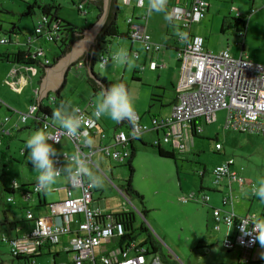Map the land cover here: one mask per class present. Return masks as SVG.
Wrapping results in <instances>:
<instances>
[{"label": "rangeland", "instance_id": "374dc122", "mask_svg": "<svg viewBox=\"0 0 264 264\" xmlns=\"http://www.w3.org/2000/svg\"><path fill=\"white\" fill-rule=\"evenodd\" d=\"M34 1L0 0V24L3 25L0 30V37L25 41L28 37L35 36V28L41 20L42 13L39 8H36L32 15L27 13L28 5ZM38 1H56L60 3L62 5L61 18L79 27L85 28L96 21L97 9L92 3L89 5L86 3L85 6L88 10L86 15L81 13L73 3L79 0ZM136 1L118 0L121 9L118 15V24L121 30L127 28L125 22L127 17L144 14L148 10L147 0L144 8H138ZM208 1L210 9L200 22L193 24V33L204 37L205 46L210 51L219 52L228 49L236 57L244 53L250 59L264 64V0ZM238 12L244 15L242 19L246 21L245 37L239 34V28H243L244 25L237 23L240 19V17H237ZM176 24L180 25V22H176ZM167 26L168 21L165 19L164 12H150L148 31L152 41L161 45V50L155 54L160 55L162 53L159 58L156 55L155 60H160V64H167V69L170 71L169 77L164 73L165 70L159 73L149 69L142 71L136 61L135 66L132 68L119 64L114 65L112 61L103 68H99V62L97 61L94 67L95 72H100L102 75H105L107 69H109L110 81L112 80L113 84L123 82L129 85V93L134 100L136 111L139 112L142 123L146 126H151V115L157 117L170 115V106H163L161 100L164 98V90L166 93H171L172 86L169 81L174 80L181 67L176 51L165 46ZM172 28L173 26L170 27V32L179 33L181 31L179 26L175 30ZM13 29H16V31L13 32ZM168 40L169 43L175 46L173 39ZM40 43H42L52 61L60 56L61 48L59 46L63 45L61 42L57 44L41 40ZM38 44L37 41L32 44L33 53L38 48ZM131 44L132 41L129 38H116L115 42L113 41L109 46L110 55L112 56L120 48L128 50ZM139 44L135 42L134 47H138ZM9 45L11 43H0V48ZM9 48L16 49L15 46H9ZM99 55L100 51H97V56ZM40 58L44 60L45 57L41 56ZM13 65L19 67L20 64H10L0 60V98L13 109L25 112L32 102L28 98L32 88H26L23 93L20 91L18 93L12 86L4 83L5 78L9 77L11 81L14 79L11 75ZM35 69H37L38 74L34 78V84L32 83L31 87L33 85L38 87L37 84L42 70L40 65H35ZM134 70H137V72H134ZM167 78H170V80L168 81ZM100 92L94 95L88 82L86 69L77 68L75 64L67 75L59 104H52V108H58L61 102L70 103L74 109L83 108L91 99L96 103ZM55 95L56 92H51V96ZM5 108L6 105H2L0 112ZM148 112H150V115ZM16 115L14 116L16 117ZM217 115V121L212 124H206L204 121L200 122L203 124L204 130L195 136H191L190 148L182 153L175 148L176 159L162 157L158 154L156 148L144 145L139 140L135 141L138 153L133 161L135 168L133 185L144 195L145 205L138 198L127 195L125 189L127 181L131 177L128 165L130 157L123 163L114 160L111 163L110 161L105 162L104 172L107 178L102 176L103 186L94 189V199L100 201L106 210L112 213L134 211L136 217L134 230L137 241H144L148 236V232L152 233L161 243L168 261L176 260L178 264H241L239 250H230L223 246L226 226L222 225V229L217 230L214 227V221L210 219V214H213L211 206L218 207L214 204L218 199L220 203L221 195L217 194L218 192L215 189L222 188L226 190L228 185L224 182L217 185L212 170L219 163L232 161L234 168L239 170L238 173L250 182L255 184L258 179L264 178V136L226 129L227 111L221 110ZM31 122L29 121L27 124L29 128L16 132V136L10 140V149L7 150L5 144L3 147L0 146V264H30L14 258L8 242L3 241L2 237L13 235L9 225L5 224L4 210L10 211L8 218L12 220L17 216L25 215L26 210H20L19 203H28L23 201V194L20 192L16 193L14 202H7L8 193L4 189L13 186L14 181L20 184H30L39 175L38 172L33 170V165L29 162L28 152L24 156V150L27 151L26 140L35 131L40 130L30 127ZM119 123L106 117L102 119L103 128L104 130L107 129L108 135H111L115 129L130 132L126 124L120 126ZM152 133L151 131L144 133L146 141L151 142L148 139H153ZM163 137L164 132L160 131V138ZM217 143L223 145L221 151L216 149ZM53 146L61 154L72 151L70 139L67 137L62 140L61 144H54ZM162 147L168 150L174 149L171 144L164 142H162ZM129 148L131 149V143ZM3 151L11 156L12 161L8 157L1 161ZM205 168L206 174L202 177L201 172ZM202 178L206 189L200 193H205L210 197L209 203L205 204L195 199L183 200V197H189L193 192H199ZM109 180H112V182ZM224 181L227 180L224 179ZM70 186L71 181L65 175L62 174L57 177L51 190L45 191L47 203L64 200L67 197V188ZM244 187L234 185V191H232L234 192L233 195L238 196L237 204L240 212L245 209L250 210L252 214L255 213L261 219L264 225V201L255 197L252 193H248V189L242 191ZM72 192L74 197H78L82 194V189L73 187ZM37 203L38 199L35 195L30 199V207L33 212L37 214L43 211L44 215H48V208H45V206L38 207ZM144 206L147 210L146 215L142 213ZM142 224L147 226L148 232L140 230ZM52 248L54 252L56 249L59 252L62 250L60 256L57 257V263L64 262L68 258L62 244L53 245ZM41 259L40 264H55L53 254L46 253Z\"/></svg>", "mask_w": 264, "mask_h": 264}, {"label": "built area", "instance_id": "2783aa9c", "mask_svg": "<svg viewBox=\"0 0 264 264\" xmlns=\"http://www.w3.org/2000/svg\"><path fill=\"white\" fill-rule=\"evenodd\" d=\"M86 1L79 0L75 3L77 9L84 14L88 13ZM136 6L145 7L146 0H137ZM209 6L208 0H188L183 4L167 6V12L174 17L173 30L179 26L181 30L179 33L186 37L182 40L176 32L172 31L170 34L176 44V53L181 62L182 71L180 83L177 86V102L173 105L169 117L153 118L151 126H146L137 113L135 126L131 124L130 132L119 130L109 139L101 127V119L97 120L92 116L94 106L90 103L88 107L76 108L78 113L86 118L85 130L93 141L90 149H85L73 138L63 135L58 126L46 121L48 132L54 134L59 143L65 137L69 138L74 143L76 151H91L93 153L91 159L94 162L91 170L101 178L102 176L107 178V176L94 160L93 156L96 153H100L111 161L123 163L131 154L129 142L138 139L144 132L157 129L164 132V141H177L179 151L184 152L190 148L193 133L203 132V124L200 122L214 123L217 121V113L221 110L227 111L226 129L264 136V64L250 59L244 53L236 57L228 49L213 52L205 46L204 37L194 34L192 26L205 17ZM149 13L147 10L137 19L133 17L128 19L129 36L133 40L142 42L146 50H158L160 46L151 41L146 29ZM237 17L244 18L241 12L237 13ZM176 22H180V25ZM246 30L245 23L243 28H239L240 36L245 37ZM64 35L57 21L49 23V18L42 16L41 22L35 28V36L28 37L27 42L28 45H32L38 40V36L53 42L64 39ZM0 41L7 43L9 39L1 38ZM34 53L42 55L44 50L41 47L36 48ZM135 56L138 57V54L135 53ZM108 59L109 57L102 53L100 65L105 66ZM20 66L26 70L35 71L33 66ZM78 66H83V62H80ZM155 67L156 64L153 63L152 68ZM17 72L18 69H15L12 74ZM12 85H16V82ZM4 104L18 115L21 123L34 118L38 110V105L33 104L25 112L17 111L0 98V106ZM9 120L10 116H5L0 121V135L3 134L1 132L7 131L3 124ZM106 139L109 140L106 142ZM216 147L220 150L222 145L217 143ZM56 159L57 167L65 165L66 158L63 154ZM212 173L217 185L223 182L228 184L226 191L222 194V206L213 207L214 227L221 230L222 225H225L227 230L223 246L230 250H241L239 256L241 264L251 263L252 251L259 247V240L256 239L257 233L254 229L259 231L263 225L255 214L241 216L236 213L232 192V183L242 184L246 179L234 168L232 161L215 166ZM109 181L112 182V180ZM19 186L16 181L13 182L14 188ZM73 187H80L82 194L74 197ZM95 188L87 180L79 183L71 182L64 200L49 203L48 215L35 216L31 210L26 211L27 221L33 220L34 226H29L28 230L20 236L5 237L10 243L13 254H37L41 252L40 246L46 250L45 246L49 243H61L65 236L72 235L65 244V249L71 253L72 260L55 262V264H167L160 253H152L146 245H143V241L124 240L125 235L129 233L125 222L117 219L114 213L106 210L100 201L94 199ZM39 192L41 190H37L34 185L31 189L23 191V200L30 202L35 195L38 197ZM7 198L12 200L13 196L9 195ZM209 198L205 193L193 192L189 197H183V200L195 199L206 204L209 203ZM244 224L246 229L243 227ZM32 264L40 263L34 260Z\"/></svg>", "mask_w": 264, "mask_h": 264}, {"label": "clouds", "instance_id": "9594fccd", "mask_svg": "<svg viewBox=\"0 0 264 264\" xmlns=\"http://www.w3.org/2000/svg\"><path fill=\"white\" fill-rule=\"evenodd\" d=\"M166 6H167V0H147V9L149 12H157V13L164 12L165 19L169 23H172L174 21V17L167 12ZM129 18H127L126 21H128ZM170 27L172 26H168L167 28V36L169 37V39H172L170 35L171 34ZM146 29H147V33L150 35L148 31V21L146 23ZM126 33H127V38L131 39L132 41L140 42L138 40H133L129 36V25ZM177 34L180 36L182 40L186 39V37L183 36L182 34L180 33ZM111 39L112 37H110L106 43H102L101 48L100 49L97 48L96 52L94 53L97 57L96 62L97 61L99 62V68L105 67L111 60V56L109 54L110 43H108ZM2 42L3 41H0V43ZM140 43L142 44V42ZM154 44L156 45V43ZM142 46H143V50H145L146 52L155 50V49L146 50L143 44ZM159 46L161 48V45ZM97 51H100L99 56H97ZM132 52L133 55H131L127 49L120 48L117 52H115L112 55L113 64L114 65L119 64L122 66H127L129 68L134 67L135 59L137 60L140 59V51L139 49H137ZM102 53L106 54L109 57L108 62L103 67L100 65V56ZM135 53L138 54V57L135 56ZM82 60L83 59H80L78 63H74V65L76 64L77 68L83 67L84 61ZM80 62H83V66L81 67L78 66ZM153 63L156 64L155 68H157L158 65L156 62H152L150 64V68H152ZM137 113L138 112L136 111L134 100L130 95L127 86L124 83H117V84H112L108 88H102L101 92L99 93V97L95 103L92 116L97 120L104 117L110 118L115 122H122L127 120L133 126H135L137 120ZM157 118H165V117H157ZM140 119L142 122L141 116ZM52 120L55 123V125L58 126V129L63 135L73 138L79 144H81L85 149H90L92 147L93 141L88 136L87 131L85 130L86 118L83 115L79 114L78 110L72 108L70 103L65 104L64 102H61L60 106L53 110ZM47 127L48 125L45 124L42 129L35 131L25 142L26 149L28 151L29 162H31V164L33 165V170L39 173V175L37 176V183H36L37 190H44V191L51 190L52 186L56 183L57 177H59L61 174L65 175L73 183H79L87 180L94 187L97 188L102 187L103 186L102 178L96 175L91 170V166L94 163L91 159L93 155L91 151H86V152L76 151L71 155L63 152L62 154L66 158V163L63 167H57L56 158L61 153H58L57 149L53 145L54 143H59V140L56 138L54 134L49 133L47 131ZM158 139H160V137ZM134 140L136 141L137 139ZM250 191L252 195L259 198L261 201H264V178L258 179L257 182L251 187ZM243 227L245 228V224L243 225ZM254 231L257 233L256 239H258L261 246L264 247V227H261L259 231H257L255 228Z\"/></svg>", "mask_w": 264, "mask_h": 264}, {"label": "trees", "instance_id": "16d2710c", "mask_svg": "<svg viewBox=\"0 0 264 264\" xmlns=\"http://www.w3.org/2000/svg\"><path fill=\"white\" fill-rule=\"evenodd\" d=\"M99 2H100V14H99L98 17H100L101 12H102V8H103L102 0H100ZM115 6L117 7V9L115 11H113V13L110 15L109 19L107 20L106 24L104 25L103 29L98 34V37H97V46H98L97 48L98 49H100L101 48V44L102 43H106L107 40L110 37H114V36L117 37L118 36V37H123V38L126 37L127 38V33L121 31L120 26H119L118 21H117V18H118L117 16L121 12V9H120V7L118 8V5L115 4L114 7ZM61 7H62V5L60 3H57L56 1L40 2L38 0H35L34 2H32V3H30L28 5V10H27V13L32 15L35 12V9L39 8L41 13H42V15L49 18V23L57 21V23L59 25V29L61 30V32L63 34H67L69 36V39H67V40L61 39V40L53 41V42H55L57 44H59L60 42H61V44H63L62 46L61 45L59 46L61 48V54H60L59 57L54 58V60L52 61L48 57L47 52L45 51L44 47L41 46V48L44 50V54H42V55H38L36 53H33L30 50H28V49L26 50V49H23V48H19L17 51H14V52L7 51L5 53H0V60L1 61H6V62H9V63L12 62V63H15V64H20V65H29V66H33V67H35V65L49 66V65H52L53 63H55L56 60L59 59L61 56L65 55L67 52H69L71 50L72 43H73L74 39L78 38L77 34L80 33L82 28L76 27L71 22L62 19L61 16H60ZM239 20L243 21L242 18H240ZM173 24H174L173 22L172 23L168 22V26H173ZM0 30H1V26H0ZM15 31H16V29H13V32H15ZM38 37H41V36H38ZM9 41H11V40L9 39ZM63 47H65V48L63 49ZM41 56L45 57L44 60H42L40 58ZM91 57L95 58V61L93 62L91 60L90 64H95V62L97 60L96 55L94 54ZM47 60H48V62H46ZM95 74H96L97 80L99 82L96 81L95 79H92L89 76V74L87 73L88 82L90 83L94 94H97L99 91L102 90V88H103L102 84L105 86V88H108V87H110L113 84L106 76L102 75L100 72H96ZM121 83H123V82H121ZM125 85L127 86L128 90L130 91L129 85H127V84H125ZM62 90H63V88L59 89L56 92L55 96H51V95L49 96V105L45 104L44 102H42L40 105H38V110H37L34 118H30L24 123H21V122H19V120H17V122H16L17 125H15V126L11 125L9 123L10 120L8 122H6L5 124H3L5 130H7V131L1 132V133H3V134L0 135L1 138H2V136H5V139L8 138V137H11V135L13 134L14 131L19 132L20 130H18V129H20L21 126H23V125L24 126L27 125L29 121H32L30 123V127H34L36 129H42L43 126L45 125L46 121L51 123L52 125H55V123L52 120V112L54 110L52 108V104H57V105L59 104L58 102H60V97H61ZM34 95H31V101L32 102L30 103V106L33 105V104H38L37 101L34 98L35 97ZM176 102H177V97H176V101L172 104V107H173V105ZM0 108H1V106H0ZM6 109H8L11 113H13V111H11L7 106H6ZM10 112H8L7 115H5V116H11ZM148 114L150 115V112H148ZM4 117H2L0 119V121H2ZM153 118H156V116L155 115H151V124H152V119ZM119 124L120 125L126 124L127 128H129V130L131 128L130 125L128 124V122L125 123L124 121H122ZM25 128H29V126H27ZM48 129H50V128H48ZM157 130H158V133L160 131H162L160 129H157ZM193 134L195 136L198 133L194 132ZM137 140L141 141L144 145H148V146H152L153 148H156L157 151H158V154L160 156H162V157L173 158V159H176V157H177L176 156V152H175V147L173 146V144L170 143V142L164 141L163 138L162 139L161 138L157 139V141L154 139L153 143L144 141L141 137H139ZM162 142L171 144L174 147V149L168 150V149L162 147ZM2 143H3V140H2ZM130 143H131V149H130L131 154H130V159L128 161V165L130 167L131 177L127 181L125 189H126L127 195H129V196H131L133 198H138L139 201L143 205H145V197H144V195L139 190H137L134 187V185H133V174L135 172L133 161H134V158L136 157V155L138 153V147L135 144V140H131L129 142V146H130ZM6 148H7V150L9 149V146L7 144H6ZM218 151H220V150H218ZM25 153H27L26 150H24V154ZM6 154H7L6 151H3V155L4 156H2V157L3 158L8 157L9 160L12 161L11 156H9V155L6 156ZM201 175H202V177L204 176L203 173ZM36 183H37V180L35 179L30 184H21L18 188H14V187L6 188V189H4V191L7 192V193H10V194H12V193L16 194V192H20V193L23 194V191H25L27 189H31L34 185L36 186ZM201 187H203V186H201ZM37 195H38V197H37V199H38V203L37 204L38 205L37 206L38 207L45 206V208L48 207L49 203H47V201L45 199V191L41 190V192H39ZM14 200H15V196H13L12 200H8V198H7V202H13ZM24 201L28 202L26 200H24ZM28 203H26V205ZM30 206L31 205L29 204V206H27L25 208V210L26 211L31 210L33 212V210L31 209ZM221 206H222V202H221ZM221 206H218V207H221ZM8 213H10V211L7 212L6 210H4L5 224L9 225V227L11 228L10 230L14 231L16 229L17 232H16V234L14 232L15 235L13 234V235H10V236H8L6 238H13V237H16V236H20L26 230H28L29 227L27 228L26 225L23 224L24 222L25 223L27 222V219H26V214L27 213L26 212H25V215L22 216V219H19L18 221H15V223H12L13 221L8 218V216H9ZM142 213L144 215H146V213H147V210H146L145 206H144V208L142 210ZM34 215L35 216H39L41 214H40V212H38L37 214L34 213ZM114 215H116L117 219L123 220L125 222L126 227H127L128 231H129V233L125 235L124 240H130V239L137 240L136 239L135 230H134L135 229L134 228V222H135V219H136L134 211H132V212L131 211H121V212L114 213ZM258 219L261 221L260 218H258ZM9 220H11V221H9ZM30 222L34 223L33 220H30ZM262 225H263V223H262ZM33 226H34V224H32L31 227H33ZM263 227H264V225H263ZM140 230L148 232V228L144 224L141 225ZM5 236H7V235H5ZM5 236L2 237V240L6 241V242H8V244H10L8 239H5ZM143 242H144L143 245H146L152 253H157V252L161 253L163 259L168 264H178V262L176 260L168 261V259L166 258L167 255L164 254V252H163V247H162L161 243L152 235V233L148 232V236ZM57 244H60V243H57ZM57 244L49 243L47 246H45L46 250L43 249V246L42 247L40 246L39 248L41 250L40 249L39 250L41 252L37 253V254L22 253V254L15 255V254H13L14 252L12 251L10 245H9V249L11 251L12 256H14V258H16V259H18L19 261H22V262L24 261V263L32 264L34 260H38L39 258L44 256L46 253L47 254H53V258L55 260V257L57 255H59L60 252H57V251L54 252L52 246L53 245H57ZM259 262H261V261H259ZM247 264H250V263H247Z\"/></svg>", "mask_w": 264, "mask_h": 264}, {"label": "crops", "instance_id": "0c3cea01", "mask_svg": "<svg viewBox=\"0 0 264 264\" xmlns=\"http://www.w3.org/2000/svg\"><path fill=\"white\" fill-rule=\"evenodd\" d=\"M188 0H167V6L168 5H170V4H180V3H185V2H187ZM47 2H50V1H47ZM74 4L76 3V2H73ZM86 3H87V5H89V4H94L95 5V7H96V9H97V15H96V20H97V18H98V16H99V14H100V4H97V3H94V2H92L91 0H87L86 1ZM166 6V7H167ZM87 7V6H86ZM117 8V7H116ZM144 8V7H143ZM209 9H210V6H209ZM119 15V14H118ZM43 16V15H42ZM140 15H134V16H132V17H134V18H137V17H139ZM244 16V15H243ZM118 17V16H117ZM129 17H131V16H129ZM129 17H127V18H129ZM127 18H126V20H127ZM41 20H42V17H41ZM41 20H40V22H41ZM125 20V22H126V26H127V28H126V30H121L122 32H127V30H128V24H127V21ZM117 21H118V18H117ZM240 21H242V20H239V21H237V23H242L243 25H245V23L246 22H240ZM39 22V23H40ZM96 22V21H95ZM94 22V23H95ZM93 23V24H94ZM73 24V23H72ZM93 24H90V25H88L87 27H91ZM76 27H79L78 25H76V24H74ZM0 26H1V29L3 28V25L2 24H0ZM120 26V25H119ZM79 28H82V27H79ZM86 28V27H85ZM85 28H82V30L80 31V33H83L84 31H85ZM167 28H168V26H167ZM167 28H166V35H167ZM121 29V28H120ZM2 37H0V39H1ZM69 38V36L68 35H64V39L65 40H67ZM116 38H122V37H116V36H114V37H112V39L108 42V43H110V44H112L113 43V41L115 42V39ZM77 39L78 38H76V39H74V42L75 41H77ZM151 39H152V37H151ZM169 39V37L167 36V39H166V44H165V46H166V48H168V49H173V50H175L176 51V49H175V47H176V44H175V46H173V44L172 43H169L170 41L168 40ZM173 39V38H172ZM10 40L11 41H9V42H7V43H11V45H9V46H12V47H14L15 46V48L16 49H11V48H9V46H7V47H2V48H0V53H5V52H7V51H9V52H14V51H17L19 48H23V49H28V50H30L31 52H32V45H28V42H27V40H25V41H22V40H18V39H13V38H10ZM41 40H45V38L44 37H39L38 38V40H37V43H39L38 45H37V47L38 48H40L41 46H42V43H40V41ZM132 41V40H131ZM73 42V43H74ZM135 42H137V41H132V44H131V46H130V48L128 49V51H129V53L131 54V55H133L132 53V51H134V50H137V49H139V51H140V59L139 60H137V59H135V61L137 62V64H139L140 65V69L143 71V70H146V69H149L150 71H153V72H155V73H159L160 71H163V70H165L164 71V73L165 74H167L168 75V77H169V69H167V64L166 63H159V61L158 60H155V56L157 55V57L159 58L160 57V55L162 54H155V53H157V52H159L160 50H161V48L159 49V50H153V51H150V52H146L145 50H143V46H142V44L140 43V42H138V43H140L139 44V46L138 47H134V43ZM175 42V41H174ZM7 43H1V44H7ZM34 43H36V41L34 42ZM109 45V44H108ZM27 46V47H26ZM65 47H63V49H64ZM111 48V47H110ZM109 54H110V50H109ZM159 55V56H158ZM111 56V55H110ZM81 59H83L82 61H84V58H81ZM58 60V59H57ZM57 60H56V62L55 63H53L52 65H49V66H46V67H53V66H55V64L57 63ZM80 60V59H79ZM79 60H77L75 63H78V61ZM112 61V56H111V60L109 61V63ZM3 62H6V61H3ZM152 62H156L157 63V68H155V69H152V68H150V64L152 63ZM7 63H9V62H7ZM10 64H12V62L10 63ZM73 65H71V66H69V68H68V70H67V74H66V78H65V80H64V83H63V85L61 86V88H64L63 86L66 84V79H67V75H68V73H69V71H70V69H71V67H72ZM41 68H42V70H41V73H40V79H39V81H38V84H37V86L38 87H34V85L31 87V84L33 83L34 84V78H36V75L38 74V71H37V69H35V71H33V70H26L25 68H22L20 65H19V67H16V66H14L13 65V67H12V69H11V75L12 76H14V79H12V81L10 80V78L8 77V78H5L4 79V83L6 84V85H8V86H12L17 92L18 91H20L21 93H23V91L26 89V88H32V91L30 92L31 93V95H34L35 97V100L38 102V99L40 98V93H39V91H40V88H41V84H42V80H43V77H44V74H45V72H46V69H45V67L42 65L41 66ZM81 68H85L86 69V71H87V67H86V65H85V63H84V66L83 67H81ZM15 69H18V72L16 73V74H12V72H13V70H15ZM181 67H180V69H179V71H178V73H177V75H175V77H174V80H171V81H169L170 80V78H167L168 79V81L171 83V86H172V91H171V93L170 92H168V93H166V91L164 90V98L161 100V104L164 106V105H166V106H170V111H171V108H172V104L176 101V97H177V86H178V84L180 83V79H181ZM134 72H137V70H134ZM104 76H106L109 80H110V77H109V69H107V71H106V73H105V75ZM112 81V80H111ZM13 82H16V85H12V83ZM60 88V89H61ZM20 92H18V93H20ZM51 92H54V91H49L48 92V96L47 97H43V99H42V101H41V103L42 102H44L45 104H48L49 105V96L51 95ZM30 93H29V96H28V98H30V100H31V96H30ZM95 95V94H94ZM152 96V95H151ZM93 104L94 106H95V102L93 101V99H91V100H89L88 101V103H87V105L85 106V107H88L89 106V104ZM8 105V104H7ZM85 107H83V108H85ZM12 108V107H11ZM3 109V108H2ZM5 110V111H4ZM2 112H0V119L3 117V116H5V115H7V113L8 112H10L8 109H4ZM138 112V111H137ZM2 113V114H1ZM139 113V112H138ZM16 113L13 111V113H11L10 112V124L11 125H14L16 122H17V120H18V115H16V117L14 116ZM171 114V113H170ZM140 115V114H139ZM170 115H168L167 117H169ZM157 117V116H156ZM160 117H163V116H160ZM166 118V117H165ZM218 118V117H217ZM102 119L103 118H101V120H100V124H101V127L103 128V124H102ZM121 126V125H120ZM25 127H27V125H23V126H21V128L20 129H18V130H22V129H24ZM116 131H119L118 129H115L114 130V132H116ZM105 132H106V134L108 135V132H107V129L105 130ZM114 132L112 133V134H114ZM151 132H153L152 133V135H153V139L151 140V138L150 139H148L149 141H153L154 139L156 140V139H158L159 137H160V132L158 133L156 130H152ZM145 133V132H144ZM144 133H142L141 134V138L144 140V141H146V139H145V134ZM191 133V132H190ZM111 134V135H112ZM111 135H108L109 136V139H110V137H111ZM257 135V134H256ZM16 136V131H14L13 132V134L11 135V137H8V138H6L5 139V136H2V140H3V143H1L0 144V146L1 147H3L4 146V144L6 143L8 146H9V149H10V146H11V143H10V140H12L14 137ZM192 136H194V135H192ZM156 137V138H155ZM97 138V137H96ZM109 139H106L105 141L107 142ZM96 142H97V140H95ZM51 142V141H50ZM62 142V141H61ZM61 142L60 143H58V144H61ZM148 142V141H147ZM70 143H71V145H72V151L71 152H68V151H66V152H64V153H67V154H69V155H71L72 153H74V152H76V148H75V146H74V143L70 140ZM170 143H172L173 144V146L175 147V148H177L178 149V142L177 141H171ZM6 144H5V146H6ZM55 144V143H54ZM58 144H55V145H58ZM172 146V147H173ZM120 147H123V145H120ZM173 147V148H174ZM216 149H217V147H216ZM222 149H223V146H222ZM222 149H220V151L222 150ZM179 150V149H178ZM217 150H219V149H217ZM28 152V151H27ZM181 152V151H180ZM182 153V152H181ZM27 155V153H25L24 154V156H26ZM2 156H4L3 155V153H2ZM6 156H7V154H6ZM94 160L96 161V163L102 168V170L104 171L105 169H104V163L105 162H107V161H110V163L112 162L110 159H108L107 157H105V156H102L100 153H96L94 156ZM99 157V158H98ZM7 157H5V158H1V161H4V159H6ZM220 164V163H219ZM236 169V168H235ZM237 170V169H236ZM237 171H239V170H237ZM202 174V173H201ZM205 174H206V168L203 170V175L205 176ZM106 175V174H105ZM203 176V177H204ZM245 178V177H244ZM246 179V178H245ZM37 180V179H36ZM202 181H201V186H203V187H200V190H199V192H196V193H200V192H202V191H204L206 188L204 187V184H203V178L201 179ZM17 182V181H16ZM18 183V182H17ZM246 183H248V184H246ZM21 184H24V183H21ZM20 183H18V185H21ZM234 185H236L237 187L238 186H245L243 189H242V191H245V189H248V193H251V187L254 185V183L253 182H250V180H248V179H246V181L244 182V183H242V184H240V183H237V182H234V183H232V191H234V189H233V186ZM11 187H13V186H11ZM10 187V188H11ZM215 191H217L218 193L217 194H220L221 196H220V203L218 202V197H216V199H218L217 201H215V205H217V206H220V204H221V198H222V194H224V192L226 191L225 189H222V188H217V189H215ZM17 193V192H16ZM233 194H234V192H233ZM9 195H11V196H15V199H16V194H10V193H8V196ZM235 196V197H234ZM37 197V196H36ZM233 197H234V209H235V211H236V213L238 214V215H241V216H245V215H249V214H252L251 213V211L250 210H247V209H245L244 211H242V212H240V210H239V205L237 204V199H238V196H236V195H233ZM237 197V198H236ZM45 199H46V192H45ZM212 199V198H211ZM215 199V200H216ZM236 199V200H235ZM15 201V200H14ZM13 201V202H14ZM24 201V200H23ZM25 202V201H24ZM20 205H18V207H19V209L20 210H25V208L27 207V206H29V204H30V202L26 205V204H24V203H19ZM31 205V204H30ZM214 206H211V210H212V208H213ZM43 212V211H42ZM42 212H40V214H42V215H44V212L42 213ZM9 214V213H8ZM253 214H255V213H253ZM211 216H210V219H211V221L213 220L214 221V219H213V214H210ZM256 215V214H255ZM257 216V215H256ZM258 217V216H257ZM19 219H22V216H17V217H15V218H13L12 219V223H15V221H18ZM9 221H11V220H9ZM24 225H26V227L28 228L29 226H32V224H34L33 222H24L23 223ZM22 224V225H23ZM12 231V234H14V232H15V234H16V229L13 231V230H11ZM14 234V235H15ZM70 237H72V235H70V236H65L64 237V239H63V241L60 243V244H62V248H63V250H65L66 251V249H65V244L67 243V241H68V239H70ZM258 246L259 247H257L256 249H254L253 251H252V261H251V263L250 264H253V263H255V264H264V247H262L261 246V244H260V242H258ZM56 251L57 252H59L57 249H56ZM62 250H60V252H61ZM241 254V250H239V255ZM66 255H67V257L68 258H66V260L64 261V262H69V261H71L72 260V256H71V253H69V252H67L66 251ZM58 256H60V253H59V255H57L56 257H55V260H54V263L55 262H57V257ZM40 261H42V259L41 258H39L38 259V262H40ZM259 261H261V262H259ZM259 262V263H258Z\"/></svg>", "mask_w": 264, "mask_h": 264}, {"label": "water", "instance_id": "95a60500", "mask_svg": "<svg viewBox=\"0 0 264 264\" xmlns=\"http://www.w3.org/2000/svg\"><path fill=\"white\" fill-rule=\"evenodd\" d=\"M94 3L100 4V0H91ZM103 8L100 17L97 18L96 22L91 27H86L83 33L77 34V41L72 44L71 50L65 55L61 56L55 66L45 67L46 72L44 74L41 88H40V98L38 99V104H41L43 97L48 96L49 91L57 92L64 83L66 78L67 70L69 66L73 65L77 60L84 58V63L87 67L88 74L92 79L97 80L94 64H90V61H95V58L91 56L94 55L95 49H97V37L100 31L103 29L110 15L117 8L114 5H118V0H102ZM119 8V5H118ZM13 31V30H12ZM99 82V81H98ZM102 87L105 86L102 84ZM124 122H129L125 120ZM130 123V122H129ZM131 125V123H130ZM132 127V125H131ZM133 130V129H132Z\"/></svg>", "mask_w": 264, "mask_h": 264}, {"label": "flooded vegetation", "instance_id": "af4514ba", "mask_svg": "<svg viewBox=\"0 0 264 264\" xmlns=\"http://www.w3.org/2000/svg\"><path fill=\"white\" fill-rule=\"evenodd\" d=\"M95 52H96V49H95Z\"/></svg>", "mask_w": 264, "mask_h": 264}]
</instances>
